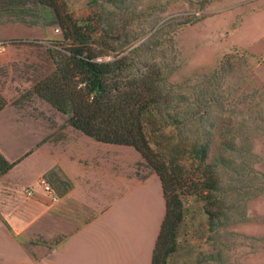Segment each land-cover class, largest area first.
<instances>
[{
	"label": "rangeland",
	"instance_id": "rangeland-1",
	"mask_svg": "<svg viewBox=\"0 0 264 264\" xmlns=\"http://www.w3.org/2000/svg\"><path fill=\"white\" fill-rule=\"evenodd\" d=\"M63 2L92 31L99 57L133 59L131 77L151 70L164 77L160 112L146 125L155 150L179 152L177 142L196 141L193 151L180 147L191 153L181 164L188 182L177 189L183 215L164 264H264V0ZM1 37L16 42L0 52L6 101L0 119L19 136L11 141L2 127L0 136L21 161L13 170L21 181L0 183V212L13 218L11 199L27 201L25 190L38 191L39 177L48 179L60 165L98 179L116 217L124 215L134 230L148 229L152 250L164 216L155 172L133 147L103 144L74 129L37 92V83L54 78L53 55L66 56L59 26L5 23ZM175 114L185 119L180 126ZM106 166L130 177H111ZM208 178L217 190L207 192ZM207 209L224 223L211 225Z\"/></svg>",
	"mask_w": 264,
	"mask_h": 264
},
{
	"label": "trees",
	"instance_id": "trees-1",
	"mask_svg": "<svg viewBox=\"0 0 264 264\" xmlns=\"http://www.w3.org/2000/svg\"><path fill=\"white\" fill-rule=\"evenodd\" d=\"M5 23L59 26L61 52L66 56L53 55L54 78L50 76L37 83V92L56 110L66 114L74 129L103 144L133 147L155 172L160 181L165 211L151 264H164L165 258L175 251V230L183 215L177 189L188 182L181 164L191 153H181L180 147L193 151L196 146L195 140L177 142L179 152L171 149L167 154L155 150L156 143L147 133L149 116L155 111L160 112L163 97L159 85L164 77L152 70L146 75L131 77L130 69L135 65L133 59L104 60L99 57L92 47V31L72 19L63 0H0V24ZM6 42L13 43L16 39ZM5 104L0 91V111ZM177 116L175 114L176 126H180L185 119L180 120ZM200 151L204 161L205 149ZM19 160L9 162L0 152V174L6 173ZM204 188L210 192L217 190L218 186L208 178ZM206 212L211 225L224 223L216 212L210 209Z\"/></svg>",
	"mask_w": 264,
	"mask_h": 264
},
{
	"label": "crops",
	"instance_id": "crops-1",
	"mask_svg": "<svg viewBox=\"0 0 264 264\" xmlns=\"http://www.w3.org/2000/svg\"><path fill=\"white\" fill-rule=\"evenodd\" d=\"M4 43L8 44L0 40V52ZM0 127L11 141L18 138L19 133L3 126L1 119ZM1 137L0 152L9 162L16 161L14 151L8 150ZM19 163L0 174L1 184L21 181V174L13 172ZM104 168L111 177H130L113 167ZM50 173L48 179L59 196L57 202H51L40 187L38 191L32 188L33 196L24 193L27 201L11 199L13 218L0 212V264L18 260L21 263L17 264H151L158 234L151 250L148 229L134 230L124 215L117 218L108 198L110 192L101 190L98 179L81 178L60 165ZM58 176L60 182L56 181ZM38 192L44 196H36Z\"/></svg>",
	"mask_w": 264,
	"mask_h": 264
},
{
	"label": "built area",
	"instance_id": "built-area-1",
	"mask_svg": "<svg viewBox=\"0 0 264 264\" xmlns=\"http://www.w3.org/2000/svg\"><path fill=\"white\" fill-rule=\"evenodd\" d=\"M37 184L42 189V191L48 195L51 202H57L58 201L59 196L57 195V193H55V191H54L50 181L47 179V177H45V176L39 177ZM33 192H34V190L32 188L25 190V194L28 197L33 196Z\"/></svg>",
	"mask_w": 264,
	"mask_h": 264
}]
</instances>
